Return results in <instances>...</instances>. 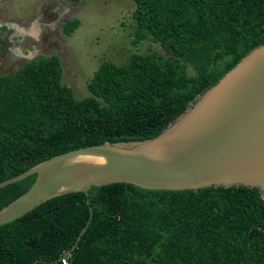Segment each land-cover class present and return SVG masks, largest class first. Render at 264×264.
Wrapping results in <instances>:
<instances>
[{
  "label": "trees",
  "instance_id": "trees-1",
  "mask_svg": "<svg viewBox=\"0 0 264 264\" xmlns=\"http://www.w3.org/2000/svg\"><path fill=\"white\" fill-rule=\"evenodd\" d=\"M133 1V43L150 39L168 55L101 61L81 99L62 83L56 54L0 74V182L74 148L156 136L264 43V0ZM78 24L66 21L63 33ZM34 179L0 187V209ZM68 252L66 264H264V200L245 186L172 191L119 182L52 197L0 225V264H62Z\"/></svg>",
  "mask_w": 264,
  "mask_h": 264
},
{
  "label": "water",
  "instance_id": "water-1",
  "mask_svg": "<svg viewBox=\"0 0 264 264\" xmlns=\"http://www.w3.org/2000/svg\"><path fill=\"white\" fill-rule=\"evenodd\" d=\"M32 174L30 187L0 209V225L52 197L88 195L92 186L119 182L172 191L245 186L257 188L264 200V43L194 97L156 136L61 152L1 181L0 187Z\"/></svg>",
  "mask_w": 264,
  "mask_h": 264
},
{
  "label": "rangeland",
  "instance_id": "rangeland-1",
  "mask_svg": "<svg viewBox=\"0 0 264 264\" xmlns=\"http://www.w3.org/2000/svg\"><path fill=\"white\" fill-rule=\"evenodd\" d=\"M134 6L133 0H0V19L15 21L19 31L13 34L23 35L18 44L8 43L0 51V74L14 72L36 56L56 54L62 83L81 99L90 95L87 83L101 61L121 64L132 53L152 51L168 55L150 39L133 43ZM72 19L79 24L65 35L62 25ZM187 70L193 74L190 66Z\"/></svg>",
  "mask_w": 264,
  "mask_h": 264
},
{
  "label": "flooded vegetation",
  "instance_id": "flooded-vegetation-1",
  "mask_svg": "<svg viewBox=\"0 0 264 264\" xmlns=\"http://www.w3.org/2000/svg\"><path fill=\"white\" fill-rule=\"evenodd\" d=\"M60 20H62V19H60ZM14 22L15 21H13L11 19H7V18H1L0 19V51L1 50L5 51V46L8 43L14 42V43L18 44L20 38L23 37L22 34H20L19 37L13 34L15 31L16 32L19 31V28L15 27ZM9 52L13 53L11 50ZM36 57H34V58H36ZM34 58H32V59H34ZM32 59H30L28 61H31ZM28 61H26V62H28ZM26 62H24V63H26ZM8 73H10V72H8Z\"/></svg>",
  "mask_w": 264,
  "mask_h": 264
},
{
  "label": "built area",
  "instance_id": "built-area-1",
  "mask_svg": "<svg viewBox=\"0 0 264 264\" xmlns=\"http://www.w3.org/2000/svg\"><path fill=\"white\" fill-rule=\"evenodd\" d=\"M68 256H69V253H66L61 259L60 261L62 262V264H66L67 261H68Z\"/></svg>",
  "mask_w": 264,
  "mask_h": 264
}]
</instances>
